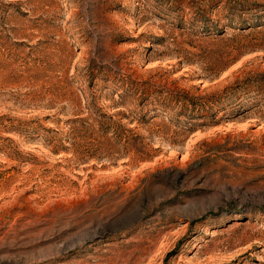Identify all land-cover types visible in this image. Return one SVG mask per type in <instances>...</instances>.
I'll list each match as a JSON object with an SVG mask.
<instances>
[{"label": "rangeland", "instance_id": "rangeland-1", "mask_svg": "<svg viewBox=\"0 0 264 264\" xmlns=\"http://www.w3.org/2000/svg\"><path fill=\"white\" fill-rule=\"evenodd\" d=\"M263 12L0 0V264H264V107L180 114L264 71Z\"/></svg>", "mask_w": 264, "mask_h": 264}, {"label": "trees", "instance_id": "trees-1", "mask_svg": "<svg viewBox=\"0 0 264 264\" xmlns=\"http://www.w3.org/2000/svg\"><path fill=\"white\" fill-rule=\"evenodd\" d=\"M259 22L264 25V12L260 15ZM257 25L260 26L261 24ZM244 66L242 67L244 68ZM242 70L238 69L234 72V74H238L232 82L225 85L216 83L220 90L211 94L205 102L185 95V99L190 104L182 105L180 114L187 115V118H214V115L212 116L213 113L210 114V112L219 108L225 111L224 115L226 117L234 118L248 110L264 107V71L255 72L250 70L244 75ZM86 75L91 78L98 76L97 73L91 71L86 73ZM244 99L249 103L243 104ZM226 104L231 105V107L227 109ZM165 108L168 109V106H165Z\"/></svg>", "mask_w": 264, "mask_h": 264}]
</instances>
